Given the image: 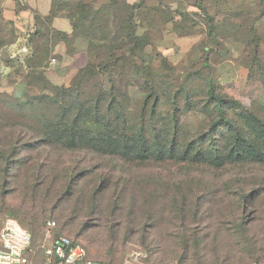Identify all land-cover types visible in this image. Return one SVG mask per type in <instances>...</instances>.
I'll list each match as a JSON object with an SVG mask.
<instances>
[{"label": "rangeland", "instance_id": "374dc122", "mask_svg": "<svg viewBox=\"0 0 264 264\" xmlns=\"http://www.w3.org/2000/svg\"><path fill=\"white\" fill-rule=\"evenodd\" d=\"M153 6L134 19L145 45L88 46L71 68L55 56L58 81L0 62V234L25 224L32 264L57 236L103 264H264V161L232 154H264V0ZM80 127L110 140L78 144Z\"/></svg>", "mask_w": 264, "mask_h": 264}, {"label": "trees", "instance_id": "16d2710c", "mask_svg": "<svg viewBox=\"0 0 264 264\" xmlns=\"http://www.w3.org/2000/svg\"><path fill=\"white\" fill-rule=\"evenodd\" d=\"M63 7V5H62ZM70 11V19L71 23L73 25V34L69 35L66 33H58V32H48V37L44 40L42 45H36L33 48V53L28 59H25L24 61L18 60V64L21 66V69H26L28 72V78H34L40 79L42 81H45L44 77V71L47 67V63L50 62L52 59L56 60L55 55L52 53L51 49L49 48L48 44L49 42L53 41H60L65 43L71 53H73V44L76 39H82L85 40L88 43V46L92 49L102 47H106L108 43L112 44L113 47H111V50L114 51H127L129 49V42L131 43H138L145 45L146 40L149 39L148 36L143 35L139 36L137 32V25L135 23L136 13L140 12L141 10L150 9L149 5L146 1H143L139 4L130 5L127 3V0H110L108 3L96 8L90 3H82L78 6L74 7L73 9L71 6H67ZM66 7V8H67ZM153 10L163 12H168L173 15H177V17H182L183 15L186 16V13L184 12L183 8H178L174 11H172L169 8H163L161 6H153ZM185 13V14H183ZM183 16V17H185ZM175 17V16H174ZM174 18L169 22L173 26V31L177 32L179 30V26L176 21H173ZM114 25V29L116 32L119 30L121 33L116 34L114 36L108 35V28L110 25ZM122 24L123 26L119 25ZM188 34H184V36H187ZM11 41H13L11 38L3 37L0 34V51L9 44ZM111 46V45H110ZM109 51L106 53V57L109 60H112L116 57V53ZM92 56L90 59L94 56ZM16 62L13 59H7L3 61V63L7 66H9V63ZM13 65V64H11ZM89 67V64L86 65L82 70H85ZM49 84V83H48ZM52 86L51 84H49ZM54 88V87H53ZM211 99H214L217 101V111L219 114V123L224 124H230L229 119L227 118L226 111L224 109L223 104L225 103L224 100L221 98L215 97L212 93L210 96ZM143 108L141 109L140 117L142 120L143 115ZM86 119H83L84 122L90 123L89 120H93L95 117L92 113L88 115V117L85 115ZM82 118V117H81ZM80 121V120H79ZM67 136H75L77 143L79 144L81 141L87 142L90 140V138H100L102 141H106L107 139L110 140V134H106L104 132H95V131H87L80 128H77L75 131H66ZM83 132L87 135V137H82ZM78 136H77V135ZM75 146V145H71ZM106 146H111L110 148H117V145L115 143H107ZM232 154L235 156L236 159L240 158H248L251 161L261 163L264 161V154L256 147L252 146H240L235 147V149L232 151ZM14 219V218H13ZM55 223V222H54ZM56 224V223H55ZM21 226H23L25 229H27L33 236V246L35 245V234L26 227L25 224L21 223ZM49 229V228H48ZM50 230V229H49ZM60 237V236H57ZM55 237V238H57ZM88 255V254H87ZM89 257V256H88ZM90 259V258H89Z\"/></svg>", "mask_w": 264, "mask_h": 264}, {"label": "crops", "instance_id": "0c3cea01", "mask_svg": "<svg viewBox=\"0 0 264 264\" xmlns=\"http://www.w3.org/2000/svg\"><path fill=\"white\" fill-rule=\"evenodd\" d=\"M109 1L110 0L107 2H105V0L100 2L99 0H0V34L3 37H8L13 40L0 51V57L3 54L6 55L3 59H0V62L5 67H8L3 61L7 59H13L15 61H24L28 59L33 53V48L36 45L43 44L46 37H48V32L72 35L74 30L70 19V11L67 6H71L75 9L74 7L79 4L90 3L98 8ZM143 1H146L147 4L151 6H161L162 9L169 8L174 11L189 5L193 0H127V3L134 5ZM48 46L52 53L58 57L61 68L64 66L67 68L75 66L78 60V54H81L82 50L83 53L88 56V43L80 38L76 39L73 44V53H71L69 47L65 43L60 41H51ZM50 65L52 66V63L48 62L47 69L45 68L46 78L48 81H58L57 71L53 70L51 72V69L48 70ZM47 70L49 72H47ZM71 79L72 77L70 81ZM44 264H47L46 257Z\"/></svg>", "mask_w": 264, "mask_h": 264}, {"label": "built area", "instance_id": "2783aa9c", "mask_svg": "<svg viewBox=\"0 0 264 264\" xmlns=\"http://www.w3.org/2000/svg\"><path fill=\"white\" fill-rule=\"evenodd\" d=\"M53 63L56 60H52ZM56 226L49 223V229ZM33 249V236L21 224L7 218L0 234V264H32L30 255ZM47 264H103L89 259L85 248L75 240L60 236L52 240L44 249ZM124 264H142L139 260Z\"/></svg>", "mask_w": 264, "mask_h": 264}]
</instances>
